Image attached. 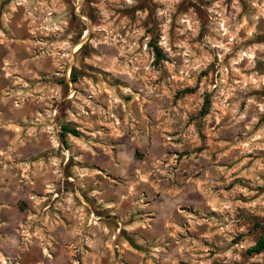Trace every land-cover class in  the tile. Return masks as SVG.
<instances>
[{
	"label": "clouds",
	"instance_id": "1",
	"mask_svg": "<svg viewBox=\"0 0 264 264\" xmlns=\"http://www.w3.org/2000/svg\"><path fill=\"white\" fill-rule=\"evenodd\" d=\"M0 264H264V0H0Z\"/></svg>",
	"mask_w": 264,
	"mask_h": 264
}]
</instances>
